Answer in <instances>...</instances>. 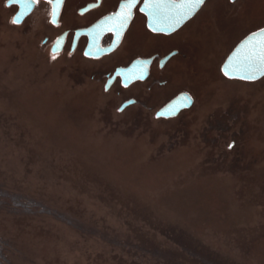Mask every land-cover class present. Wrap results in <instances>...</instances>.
Returning a JSON list of instances; mask_svg holds the SVG:
<instances>
[{
	"label": "rangeland",
	"instance_id": "rangeland-1",
	"mask_svg": "<svg viewBox=\"0 0 264 264\" xmlns=\"http://www.w3.org/2000/svg\"><path fill=\"white\" fill-rule=\"evenodd\" d=\"M198 19L207 48L222 46L204 62L216 69L232 44L222 30L264 27V0H209ZM8 23L0 239L11 264H264L263 91L236 82L234 123L209 120L202 81L192 118L121 112L124 96L94 82L92 63L52 57ZM221 88L218 101L234 91Z\"/></svg>",
	"mask_w": 264,
	"mask_h": 264
},
{
	"label": "flooded vegetation",
	"instance_id": "flooded-vegetation-1",
	"mask_svg": "<svg viewBox=\"0 0 264 264\" xmlns=\"http://www.w3.org/2000/svg\"><path fill=\"white\" fill-rule=\"evenodd\" d=\"M166 1L146 4L145 0H136L129 9L128 0H0V19L7 16L9 25L36 33L41 39L38 46L52 57L80 58L92 63L94 82L105 93L116 91L124 96L121 112L133 109L160 122L191 116L199 104L198 85L202 81L201 90L205 93L208 84L211 85V102L216 106L217 116L209 120L234 123L236 82L264 92V75L251 80L231 77L224 72V65L243 41L264 27L250 30L238 39L236 26L222 30L232 44L220 66L214 69L204 62L217 56L222 46L216 51L207 48L210 22L198 19L209 0L180 27L172 31L156 30L150 26V15L165 11ZM199 68L203 74L200 81ZM221 86L232 87L234 91L218 101ZM186 95L190 100L185 98L182 105L186 107L176 115L158 116L174 100ZM259 104L264 106L262 98Z\"/></svg>",
	"mask_w": 264,
	"mask_h": 264
},
{
	"label": "water",
	"instance_id": "water-1",
	"mask_svg": "<svg viewBox=\"0 0 264 264\" xmlns=\"http://www.w3.org/2000/svg\"><path fill=\"white\" fill-rule=\"evenodd\" d=\"M206 1L207 0H205V2ZM202 6H199L190 17L182 18V13L186 9L181 7V0H167L164 4L165 11L150 15V26L156 30L172 31L193 17ZM255 34V36H249L231 54L224 65V72L227 75L249 80L264 75V64H261V62L255 58L256 53L260 51L261 43L264 42V35H262L260 31ZM249 77L252 78L250 79ZM185 98L190 100L188 95L179 97L164 108L158 116L170 117L176 115L183 107H186L184 104L182 105ZM188 103H191V101Z\"/></svg>",
	"mask_w": 264,
	"mask_h": 264
},
{
	"label": "snow or ice",
	"instance_id": "snow-or-ice-1",
	"mask_svg": "<svg viewBox=\"0 0 264 264\" xmlns=\"http://www.w3.org/2000/svg\"><path fill=\"white\" fill-rule=\"evenodd\" d=\"M136 0H128V8L131 9V7L135 4ZM156 3L158 2V0H145V3ZM232 2H235V0H232ZM205 3V0H181V7L185 8L186 10L182 13V18H187L190 17L191 15H193L195 13V11L197 10V8L199 6H202ZM130 14V13H129ZM126 19V17H125ZM179 22V21H178ZM260 33L262 35H264V29L260 30ZM253 36H255L256 34L253 33ZM255 58L258 59L261 64H264V42L261 43V48L260 51L258 53H256ZM250 79L252 77H249ZM229 148H232L233 145L229 144L228 145Z\"/></svg>",
	"mask_w": 264,
	"mask_h": 264
},
{
	"label": "trees",
	"instance_id": "trees-1",
	"mask_svg": "<svg viewBox=\"0 0 264 264\" xmlns=\"http://www.w3.org/2000/svg\"><path fill=\"white\" fill-rule=\"evenodd\" d=\"M3 242L2 240L0 239V264H11L6 255H5V252H4V249H3Z\"/></svg>",
	"mask_w": 264,
	"mask_h": 264
}]
</instances>
